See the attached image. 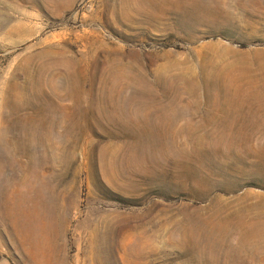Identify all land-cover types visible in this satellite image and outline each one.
<instances>
[{
	"label": "rangeland",
	"instance_id": "1",
	"mask_svg": "<svg viewBox=\"0 0 264 264\" xmlns=\"http://www.w3.org/2000/svg\"><path fill=\"white\" fill-rule=\"evenodd\" d=\"M0 255L264 264V0H0Z\"/></svg>",
	"mask_w": 264,
	"mask_h": 264
},
{
	"label": "crops",
	"instance_id": "2",
	"mask_svg": "<svg viewBox=\"0 0 264 264\" xmlns=\"http://www.w3.org/2000/svg\"><path fill=\"white\" fill-rule=\"evenodd\" d=\"M0 264H14L8 256L0 255Z\"/></svg>",
	"mask_w": 264,
	"mask_h": 264
}]
</instances>
